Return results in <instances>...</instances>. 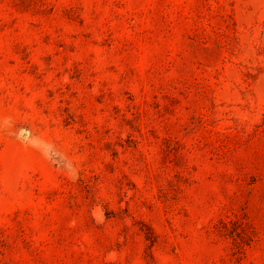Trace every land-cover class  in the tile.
<instances>
[{
  "label": "rangeland",
  "instance_id": "obj_1",
  "mask_svg": "<svg viewBox=\"0 0 264 264\" xmlns=\"http://www.w3.org/2000/svg\"><path fill=\"white\" fill-rule=\"evenodd\" d=\"M0 264H264V0H0Z\"/></svg>",
  "mask_w": 264,
  "mask_h": 264
}]
</instances>
